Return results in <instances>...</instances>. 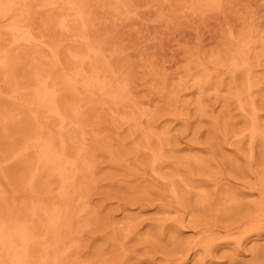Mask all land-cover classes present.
Listing matches in <instances>:
<instances>
[{"label":"rangeland","instance_id":"1","mask_svg":"<svg viewBox=\"0 0 264 264\" xmlns=\"http://www.w3.org/2000/svg\"><path fill=\"white\" fill-rule=\"evenodd\" d=\"M0 264H264V0H0Z\"/></svg>","mask_w":264,"mask_h":264}]
</instances>
